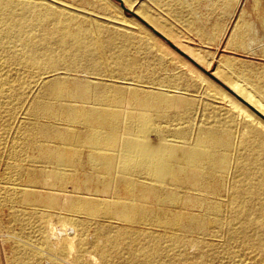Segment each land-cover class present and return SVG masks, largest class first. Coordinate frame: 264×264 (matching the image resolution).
Segmentation results:
<instances>
[{
	"label": "bare ground",
	"instance_id": "6f19581e",
	"mask_svg": "<svg viewBox=\"0 0 264 264\" xmlns=\"http://www.w3.org/2000/svg\"><path fill=\"white\" fill-rule=\"evenodd\" d=\"M88 18L51 2L0 0V109L11 93V117L22 110L34 119L25 141L13 142L6 200L58 211L15 216L38 224V244L22 252L57 264H187L183 247L193 244L206 264L218 248L210 239L221 236L264 255V175L250 174L261 160L244 164L223 128L195 126L192 101L136 73V40ZM8 39L21 50L8 52ZM33 83L40 94L29 98ZM240 101L241 115L264 127ZM32 146L38 156L27 157Z\"/></svg>",
	"mask_w": 264,
	"mask_h": 264
},
{
	"label": "rangeland",
	"instance_id": "374dc122",
	"mask_svg": "<svg viewBox=\"0 0 264 264\" xmlns=\"http://www.w3.org/2000/svg\"><path fill=\"white\" fill-rule=\"evenodd\" d=\"M39 1L55 3L66 8L70 7L80 17H89L85 24L92 26L94 20H99L109 28H116L121 33L131 35L136 41L135 45L131 47L130 55L139 61L136 73L163 85L165 90L178 92L180 97L192 101L193 109L188 117L193 119L195 126L216 130L223 128L221 133L232 144V149L237 153L236 158L249 165H252L247 162L249 159L261 160L255 165L261 171L250 174L264 175V127L241 115L236 106L239 104V100L232 93L230 94L229 87L222 82L225 80L226 72L224 64L220 62L221 57L225 54L226 46H264V25L262 23L264 19H246L243 27L242 18V12L247 11L249 5L251 9H262L264 0H130L133 5L128 7L142 18L144 17L138 10L139 8L143 9L149 17L147 20L144 19L165 35L169 41L155 33L139 17L125 11L118 0ZM227 9L233 10V18L223 17ZM82 19L80 18L78 21L83 22ZM8 40L5 46L8 52L12 54L21 50L20 43L13 39ZM7 51L6 53H8ZM4 61H6L4 53L0 51V63L4 64ZM109 64L108 62L105 65L107 74L113 69ZM212 73L220 81L216 80L211 75ZM18 83L19 81L16 80L14 86L16 87ZM34 85L35 83L32 84L33 90H30L29 98L40 94V88H36ZM67 85L71 86L69 77ZM10 95L11 93L1 98L3 104L0 109V201H2L0 203V264H57L47 256L36 260L22 252V245L25 242L30 243L31 241L30 244H38V236L35 232V227L38 224L36 221L21 222V220H16L15 216L34 211L39 215L43 213L58 214V211L45 210L39 205L30 206L24 200L16 203L6 200L5 186L16 178L10 168L12 163L15 164L11 155L13 144L25 141L26 136L22 129L32 127L34 123L33 118L26 119L25 112L22 110H17L14 117H11L13 101L10 99ZM226 127L228 132L224 130ZM150 138L157 141L154 133ZM34 148L32 146L27 151L24 150L23 153L27 157L38 156V150ZM240 153L242 155H239ZM23 158H26L25 155L21 157V161ZM23 162L24 166L29 167L27 162ZM42 165V169L46 172L50 171V164ZM18 182L26 184L27 179L24 177ZM67 188L69 191L74 190L72 181L68 183ZM39 190L44 195L50 192L49 189L44 188ZM116 225H120V223L116 222ZM94 230L95 224H92L89 232L90 239L93 238ZM191 238L194 239H192L193 241H197L200 236L193 233ZM211 240H215L218 248L212 258L205 262L206 264H264V255L256 252H243L238 244H229L221 236L211 238ZM193 249L194 251H192ZM198 250V247L193 244L183 247L187 264H203L200 262ZM162 262L175 264L170 259L161 261L160 264H164Z\"/></svg>",
	"mask_w": 264,
	"mask_h": 264
},
{
	"label": "crops",
	"instance_id": "0c3cea01",
	"mask_svg": "<svg viewBox=\"0 0 264 264\" xmlns=\"http://www.w3.org/2000/svg\"><path fill=\"white\" fill-rule=\"evenodd\" d=\"M233 13V10L227 9L222 14L224 18L231 19ZM242 18L243 27L246 19H264V7L255 10L249 5L248 10L242 12ZM262 23L264 25V21ZM226 47L225 54L220 59L226 72L222 82L264 115V46ZM255 115L262 119L256 113Z\"/></svg>",
	"mask_w": 264,
	"mask_h": 264
},
{
	"label": "water",
	"instance_id": "95a60500",
	"mask_svg": "<svg viewBox=\"0 0 264 264\" xmlns=\"http://www.w3.org/2000/svg\"><path fill=\"white\" fill-rule=\"evenodd\" d=\"M121 3V7L130 13H133L134 15H136L137 17H139L146 25H148L150 28L153 29V31L155 33H157L158 35H160L161 37H163L165 40L169 41V39L163 35L162 33H160L157 29H155L151 24H149L144 18H142L139 14H137L135 11L131 10L130 8H128L125 3L122 0H118ZM171 43V42H170ZM173 46H176L175 44L171 43ZM183 54L187 55V53H185L184 51L180 50ZM188 57L192 60H194L191 56L188 55ZM195 61V60H194ZM216 80L220 81L219 78H217L213 73L211 74ZM229 91L231 93H233L239 100H241L242 102H245L247 105H249L259 116H261L264 119V115L258 111L256 108H254L252 105L248 104L243 98L242 96H240L239 94H237L234 90L229 88Z\"/></svg>",
	"mask_w": 264,
	"mask_h": 264
}]
</instances>
